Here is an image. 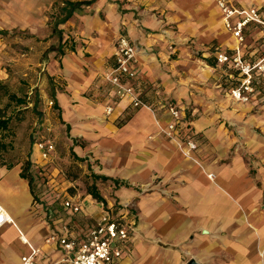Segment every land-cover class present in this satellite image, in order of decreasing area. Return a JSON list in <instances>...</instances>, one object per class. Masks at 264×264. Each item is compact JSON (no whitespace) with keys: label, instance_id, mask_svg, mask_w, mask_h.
<instances>
[{"label":"crops","instance_id":"obj_1","mask_svg":"<svg viewBox=\"0 0 264 264\" xmlns=\"http://www.w3.org/2000/svg\"><path fill=\"white\" fill-rule=\"evenodd\" d=\"M234 2L248 7L262 0ZM6 3L9 19L0 17V30L45 35V105L53 99L60 125L72 132L60 137L64 159L69 152L86 154L77 138L98 143L91 151L98 154L100 175L130 185L127 192L114 182L117 198L103 196L115 209L131 203L138 214L116 264H264V78L257 79L250 102L231 98L237 77L215 54L232 53L238 43L224 26L218 0H1L3 11ZM67 12L71 16L58 23ZM121 34L139 48L140 94L155 113L121 100L110 117L104 114L112 91L103 73L114 64ZM260 36L254 26L246 30L242 48L250 59L264 51ZM169 105L183 109L178 138L198 143L191 157L159 128L172 121ZM232 124L244 130L229 129ZM100 153L113 157L110 164ZM58 154L57 148L55 166L61 167ZM253 154L254 163L247 160ZM256 164L259 179L252 176ZM40 170L48 185L65 186L54 166ZM21 172L0 167V202L14 221L0 227V264H22L30 252L24 240L41 249L39 263L56 261L61 247L48 238L65 226L83 236L101 211L85 195L83 210L69 214L49 188L34 206ZM19 193L27 196L24 203Z\"/></svg>","mask_w":264,"mask_h":264},{"label":"built area","instance_id":"obj_2","mask_svg":"<svg viewBox=\"0 0 264 264\" xmlns=\"http://www.w3.org/2000/svg\"><path fill=\"white\" fill-rule=\"evenodd\" d=\"M218 7L222 13L225 28L234 36L238 45L234 52L218 49L216 59L220 64H226L234 70L232 77L236 75L237 83L230 89L231 98L243 104L251 101L257 92V79L264 78V51L258 58L250 59L243 50L245 33L249 27L258 28L264 42V0L260 4H252L248 7H238L234 0H218ZM138 46L125 34H121L116 43L114 51V64L103 73L104 81L111 87L112 95L107 96V103L104 106V114L110 117L115 110V103L121 100L129 102L132 110L143 107L156 112L155 108L148 105L141 97V81L137 68ZM48 104L52 107L55 103L49 99ZM167 112L171 115L172 121L166 126L159 128L169 139L176 141L187 157L198 148V143L189 136L181 140L183 109L176 105H169ZM178 134V135H177ZM41 151V162H32L35 180L37 183V194L43 200L48 188L52 190L54 202H61L66 212L75 215L83 210L82 193L77 189L74 180L68 177L63 167H56L55 152L57 151L54 139H41L36 142ZM43 163V164H42ZM45 165L54 166L57 175L65 186L57 188L48 185L43 178L42 170ZM209 177L212 179L213 174ZM46 187V190H45ZM92 203L101 211L96 222L90 227L87 233L79 236L69 226H65L61 235L53 234L48 241H56L62 251L61 258L49 262L39 263L37 257L41 254L38 249L28 241L24 240L30 247V252L21 258L22 264H116L123 256L125 243L132 232L136 230L138 214L131 203H119L109 206L104 201H99L92 194L87 193ZM114 209V210H113ZM7 223H13L5 207L0 202V227Z\"/></svg>","mask_w":264,"mask_h":264},{"label":"rangeland","instance_id":"obj_3","mask_svg":"<svg viewBox=\"0 0 264 264\" xmlns=\"http://www.w3.org/2000/svg\"><path fill=\"white\" fill-rule=\"evenodd\" d=\"M1 5L0 0V17L9 19L10 10L8 3L5 4V11L2 10L4 5ZM198 54L201 55V52ZM0 77H3L2 80L0 79L1 85H7L9 90L18 95L30 96L34 102L37 100L39 104L30 105L31 108L23 111L20 119L14 120V149L7 156L8 161L17 164L14 168L22 170L27 162L32 164V160L41 162V151L36 142L41 139L52 138L59 151L58 163L74 178L75 185L82 193L83 198L90 192L88 189L94 182L97 183L98 190L102 196H106L109 199L117 198L115 194L117 187L114 181L111 183L109 180H97L96 178V175H100L99 158L98 154L91 151V149L97 146L98 143H91L83 140L82 137L77 138L75 143L86 148V154L81 157H74L73 152H69V159H64L66 146L64 141L60 140V137L62 134L65 138L71 137L72 132L70 133V127L63 126L62 128L60 125L62 122L59 120L58 112L54 105L49 108V112L45 110V107L47 108L49 105H45V98L43 97V94H45V35L42 31L15 28L0 30ZM53 78L57 79L56 76ZM53 78L51 83H54ZM58 81L60 83L55 84L62 87L63 80L58 78ZM7 101V98H5L4 102L6 103ZM258 117L260 116L258 115ZM243 127V125L232 124L229 129L236 128L242 131L244 130ZM258 130L260 131V128ZM100 156L102 160L106 158L109 164L113 160V157L105 153H100ZM247 160L254 163L257 159L253 154L252 157H247ZM258 166L256 164L254 168L252 167V176L259 179V176L262 177L263 175L261 172L258 173ZM31 170L32 166H30L29 173L33 177L32 173H34V170L32 172ZM32 186H34V183ZM128 190L129 188L125 187L124 191L128 192ZM18 195L19 200L24 203L27 196L22 193ZM38 202L39 200L37 199L34 206H38Z\"/></svg>","mask_w":264,"mask_h":264},{"label":"trees","instance_id":"obj_4","mask_svg":"<svg viewBox=\"0 0 264 264\" xmlns=\"http://www.w3.org/2000/svg\"><path fill=\"white\" fill-rule=\"evenodd\" d=\"M70 16H71V12H67V14L58 21V23L65 22ZM5 98H7L8 100L6 103L4 102ZM30 102H33L30 96L26 97V96L18 95L17 93L9 90L7 85L0 84V167H5L7 168V170H11L17 165L16 163L10 162L7 159L8 154L14 149V136H15V132L13 129L14 120L20 119V115L23 113V111L31 108V106L29 105ZM122 124L123 122H118V125L121 126ZM75 157H77V155H75ZM30 166H31L30 162H27L24 165L21 172V177L29 180L31 186V192L34 196V203H35L37 199L39 200V197L38 194L36 193L37 192L36 180L34 177H31L29 173ZM68 177L74 179L69 174ZM96 178L97 180L99 179L109 180V177L104 175H96ZM114 182L118 187L120 186L130 187L128 183L120 182L118 180H114ZM33 183L34 186H32ZM88 190L90 191L89 193L92 194L95 199L99 201H104L103 196L100 194L98 190V185L96 182L92 183V185H90Z\"/></svg>","mask_w":264,"mask_h":264},{"label":"bare ground","instance_id":"obj_5","mask_svg":"<svg viewBox=\"0 0 264 264\" xmlns=\"http://www.w3.org/2000/svg\"><path fill=\"white\" fill-rule=\"evenodd\" d=\"M12 218V217H11ZM12 224H14V221H13V223ZM24 237V236H23ZM24 239H25V237H24Z\"/></svg>","mask_w":264,"mask_h":264}]
</instances>
